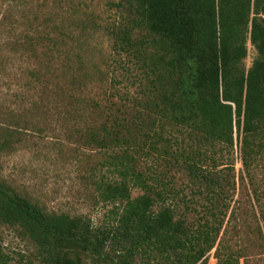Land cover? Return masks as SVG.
Returning <instances> with one entry per match:
<instances>
[{
	"label": "trees",
	"instance_id": "1",
	"mask_svg": "<svg viewBox=\"0 0 264 264\" xmlns=\"http://www.w3.org/2000/svg\"><path fill=\"white\" fill-rule=\"evenodd\" d=\"M115 6L126 12V23L117 34L125 51L133 47L136 30L146 32L139 40L141 47L165 42L149 67L157 78L152 84L158 112L148 117L150 146L157 149L160 142V162L169 168L160 165V177L149 175L128 149L110 154L112 175L95 183L100 199L117 210L115 223L105 227L83 215L50 211L27 191L0 179V229H12L26 240L32 246L29 255L38 264L113 261L112 247L120 252V264H134L139 255L148 260L159 255L160 264H210L208 255L221 244L225 225L238 215L231 194L237 185L235 165L228 167L231 173L219 172L212 165L213 151L221 146V151L231 152L237 135L239 180L242 185L247 180L255 233L264 247V0H119ZM74 25H67V40H78ZM47 39L55 52L58 38ZM248 42L258 53L250 67L245 63ZM71 55L66 54V66L75 73ZM77 57L81 60L79 53ZM161 62L165 78L160 77ZM160 78L165 83L160 84ZM100 130H104L100 140L99 131L91 134L102 144L135 133L117 117L114 126ZM134 152L143 153V147ZM173 168L185 181L169 178ZM134 188L144 193L133 197ZM249 220L244 222L247 228L252 227ZM17 254L34 264L22 250ZM242 256L227 245L224 250L217 247L214 264H241ZM14 258L0 235V264H13Z\"/></svg>",
	"mask_w": 264,
	"mask_h": 264
},
{
	"label": "rangeland",
	"instance_id": "2",
	"mask_svg": "<svg viewBox=\"0 0 264 264\" xmlns=\"http://www.w3.org/2000/svg\"><path fill=\"white\" fill-rule=\"evenodd\" d=\"M118 1L0 0V179L27 191L50 211L86 216L97 227L109 226L117 219L114 204L100 199L95 184L112 175L110 154L128 149L136 155L140 170L149 175L160 177V165L163 170L169 168L165 161L160 162V142L157 149L150 146L148 117L158 112L152 84L157 78L149 67L156 50L161 54L166 45L157 40L141 47L139 40L146 32L136 30L133 47L125 51L117 34L126 23V12L115 6ZM72 22L78 40L65 37ZM51 35L59 40L55 52L49 48L47 38ZM248 49L245 63L250 67L258 53L250 42ZM70 51L75 73L66 66ZM166 75L161 62L160 77ZM116 117L135 129L133 136L127 134L126 140H107L106 144L93 139V130L100 132V140L104 135L100 128L114 126ZM138 146L143 147V153L134 152ZM220 148L213 151L212 165L219 172L231 173L228 167L234 163L237 185L231 194L238 215L225 225L216 248L224 250L227 245L241 253V264H264V247L251 215L250 189L247 180L243 185L239 180L242 164L237 135L234 150ZM168 172L169 178L185 181L175 168ZM258 172L261 176V167ZM143 193L141 188L132 191L133 197ZM246 218L252 227L245 226ZM0 235L5 250L15 257L12 263L27 264L17 253L22 250L29 255L32 246L12 229L1 228ZM112 248L113 261L90 259L87 263L120 264V252ZM216 248L208 255L210 264L216 262ZM33 263L38 264L35 259ZM134 264H160V256L148 260L139 255Z\"/></svg>",
	"mask_w": 264,
	"mask_h": 264
}]
</instances>
